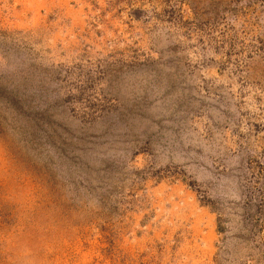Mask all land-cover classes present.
Returning a JSON list of instances; mask_svg holds the SVG:
<instances>
[{
  "label": "rangeland",
  "instance_id": "obj_1",
  "mask_svg": "<svg viewBox=\"0 0 264 264\" xmlns=\"http://www.w3.org/2000/svg\"><path fill=\"white\" fill-rule=\"evenodd\" d=\"M0 264H264V0H0Z\"/></svg>",
  "mask_w": 264,
  "mask_h": 264
}]
</instances>
